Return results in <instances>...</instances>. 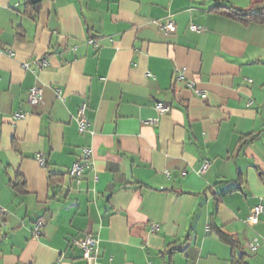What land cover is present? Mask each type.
<instances>
[{
    "label": "crops",
    "instance_id": "crops-1",
    "mask_svg": "<svg viewBox=\"0 0 264 264\" xmlns=\"http://www.w3.org/2000/svg\"><path fill=\"white\" fill-rule=\"evenodd\" d=\"M27 3L0 0V264H89L71 242L88 233L96 264H167L171 249L173 264H230L218 227L264 264V245L247 248L264 238V214L247 223L264 199V24L213 10L252 0H40L33 15ZM169 18L175 31L161 28ZM36 85L43 101L31 106ZM157 101L171 110L158 114ZM83 146L94 169L77 185Z\"/></svg>",
    "mask_w": 264,
    "mask_h": 264
},
{
    "label": "built area",
    "instance_id": "built-area-1",
    "mask_svg": "<svg viewBox=\"0 0 264 264\" xmlns=\"http://www.w3.org/2000/svg\"><path fill=\"white\" fill-rule=\"evenodd\" d=\"M23 2H29L31 0H22ZM161 28L166 31H175L176 30V23L172 18L167 19L165 23L161 24ZM192 29L196 31H202V28H199L195 25L192 26ZM90 42L94 43L93 39H90ZM1 51V49H0ZM10 55L13 53L10 51ZM33 62H36L39 68H44L48 65V60L35 58ZM24 68L28 69L30 67L29 62H25L23 64ZM175 71L177 72L176 80H182L186 73L185 67H176ZM189 86L194 90L195 94L199 96L201 99L207 100L208 99V92L202 90L198 87V85L191 81ZM43 101V88L40 86H33L29 90V97L28 103L31 106H38ZM253 101L250 102V104ZM158 114H166L171 110V106L163 103L161 101H157L154 105ZM88 103L84 101L81 103L78 114L76 116V121L78 124V130L80 133H85L90 131L91 121L88 117ZM25 114L21 111L15 112L12 117L14 120H18L24 117ZM150 123L155 124L157 123L156 119L150 121ZM36 160L42 167H46L47 159L43 153H37L35 156ZM211 166V162L209 160H205L201 169L199 170L200 173H205ZM94 169V159H93V149L90 146H83L80 150V155L78 159L72 164L70 168V174L77 185H80L83 181L84 173L88 170ZM7 209L0 206V214L6 213ZM264 214V199L263 201L253 207L251 210L250 215L247 218V223L250 226H256L260 222L261 215ZM43 227V220L38 219L35 224L34 229V237L38 238L41 236L42 231L41 228ZM152 231L159 230V225L156 223L151 224ZM72 244L77 246L83 250V257L88 261L89 264H96L99 258V251H100V242L94 234L88 233L84 237H75L72 239ZM264 245V238H261L257 235L251 237L247 242V248L250 251H256L260 248V246ZM53 264H63L61 257H59Z\"/></svg>",
    "mask_w": 264,
    "mask_h": 264
},
{
    "label": "trees",
    "instance_id": "trees-1",
    "mask_svg": "<svg viewBox=\"0 0 264 264\" xmlns=\"http://www.w3.org/2000/svg\"><path fill=\"white\" fill-rule=\"evenodd\" d=\"M39 3L40 0H31L27 3V13L29 15H33L35 11L39 10ZM213 10H216L218 12H222L224 14L229 15L230 17H233L234 19H237L244 24L248 25L251 23H260L264 24V0H252V3L249 8L246 9H240L235 7H224L222 5L216 6L213 8ZM251 135L244 136L242 138V142L247 141ZM58 176L54 173H50V181L55 183V177ZM12 185L15 189L26 192L25 191V183L22 179H20L19 182H13ZM219 234L223 238L224 241L229 243L231 245L232 249V257L230 260V264H250L248 262L249 254L245 252L237 238H235L233 235L225 232L222 230V228H217ZM174 249H171L169 253H164L165 256H168L167 264H173L172 263V251Z\"/></svg>",
    "mask_w": 264,
    "mask_h": 264
}]
</instances>
